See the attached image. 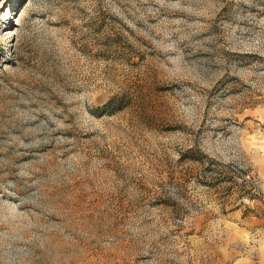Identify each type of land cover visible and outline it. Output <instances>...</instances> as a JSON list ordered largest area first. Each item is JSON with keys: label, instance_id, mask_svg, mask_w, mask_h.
<instances>
[{"label": "rangeland", "instance_id": "374dc122", "mask_svg": "<svg viewBox=\"0 0 264 264\" xmlns=\"http://www.w3.org/2000/svg\"><path fill=\"white\" fill-rule=\"evenodd\" d=\"M0 264H264V0H0Z\"/></svg>", "mask_w": 264, "mask_h": 264}]
</instances>
